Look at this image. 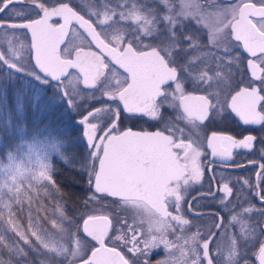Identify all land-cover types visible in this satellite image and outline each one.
Segmentation results:
<instances>
[{"label":"snow or ice","instance_id":"1","mask_svg":"<svg viewBox=\"0 0 264 264\" xmlns=\"http://www.w3.org/2000/svg\"><path fill=\"white\" fill-rule=\"evenodd\" d=\"M19 2L0 0V82L22 75L53 89L69 111L80 115L82 134L91 148L83 164L93 190L88 200L95 202L102 193L136 212L118 218L114 231L113 219L106 214L85 212L69 220L57 203L61 222L53 219L51 225L60 239L54 242V234L33 215L41 211L35 206L41 201L34 204V197L42 191L51 199L52 191H60L52 154H61L68 162L67 152H62L68 141L49 130L51 141L35 137L22 141L7 152V163L0 160V264H12L11 257L28 258L29 252L49 257L51 264H133L106 240L135 253L138 264H149L148 257L160 247L167 257L157 264H221V243L210 250L217 231H227L219 214L203 233L198 228L190 235L177 234L173 222L181 226V233L190 226L181 214L182 201L191 186L201 182L204 168L211 171L201 157L218 158L228 167L233 150H251L257 138L238 140L215 132L201 136L185 133L178 124L203 130L205 121L231 110L246 125H264V0H155L162 10L153 6V0H99L88 19L67 2L46 6L29 0L31 14L17 11L14 6ZM54 17L62 23H52ZM238 49L252 57L246 68L259 87L251 80L241 87L244 81L238 76L245 61ZM16 96V109L22 114L21 94ZM164 106L177 113L175 123L169 121L164 131L121 130L122 112L156 119ZM0 119L6 127L13 124L6 103L0 106ZM259 151L264 159V148ZM258 168L255 183L244 179L242 184L264 202V163ZM222 191L225 198L220 203L225 204L232 195L229 183H223ZM215 194L211 187L200 193L197 207ZM188 209L195 211L191 202ZM253 213L252 223L244 219ZM63 221H68L67 227ZM233 223L239 224V235L229 234L228 260L250 264L247 256L259 239L258 252L251 254L264 264V207L241 204L229 226ZM86 238L95 242L91 248L86 247ZM5 251L8 260L2 257Z\"/></svg>","mask_w":264,"mask_h":264},{"label":"flooded vegetation","instance_id":"2","mask_svg":"<svg viewBox=\"0 0 264 264\" xmlns=\"http://www.w3.org/2000/svg\"><path fill=\"white\" fill-rule=\"evenodd\" d=\"M40 3H44L46 6L57 5L62 2L69 3L70 7L80 13L78 9L70 1H63L57 0L54 3L49 4L48 0H38ZM153 5H156L153 2ZM15 9L20 12L32 13L33 6L29 3V0H21V2L15 4ZM156 7V6H155ZM158 8V7H157ZM83 15L82 13H80ZM3 16V14H0ZM86 18V17H85ZM88 19V18H86ZM54 24L61 23L59 19H52L51 21ZM64 45H61L63 48ZM237 54L244 59L245 63L241 65V74L238 76V79H242L244 81L241 84V87L248 86V82L251 80L253 82V86L259 87V81H255L254 78L251 77L250 72L246 68V60L252 59L243 49H238ZM264 66V65H262ZM122 73L121 70L118 69ZM185 88L190 90V86L185 84ZM196 94H203V93H196ZM264 95V92L261 93ZM123 113V112H122ZM124 114V113H123ZM126 115V114H124ZM177 113L174 109L164 106L161 108L160 117L153 119L150 117L147 118L146 115H126L129 117H136L135 120L141 121V125L139 126H129L125 128H133L138 130H165V124L172 121L175 123V117ZM149 117V116H148ZM132 121V120H131ZM204 124L206 125L203 130L195 129L192 130L190 127L185 126V122H180L178 126L184 129L185 133H189L190 131L199 133L201 136H210L213 132L223 135H230L236 139H243L246 136L252 135L255 136L257 139L254 144V148L251 150L248 149H234L233 150V161L231 162L230 166L225 167L223 163L219 161L218 158H214L208 155L201 157V161L204 164L211 165V171H209L208 167L204 168V174L201 182L199 184H194L188 190L187 195L185 196L184 200L182 201V211L181 214L185 219L190 221V226H184L183 233H181V226L175 224L173 222V226L177 229V234H188L194 233L199 228L203 233L205 230L206 225L211 221L216 219V214H219L220 217L223 218V224L227 227V231L218 230L217 236L213 238V244H216V240H224L222 241L221 251L219 253V260L221 264H232V261L228 260V248H224V246L229 243V234L239 235V224L233 223L229 226L231 215L236 214L240 211V205L242 204L243 207L248 206V202H250L255 207H264V202H261L256 198L252 191L246 188L242 181L244 179H248L250 183H255L256 180V173L259 171L258 163H264V159H262L260 154V149L264 148V144L261 143V139L264 138V125H246L243 121L231 110L225 111L221 113L219 116L215 118H210L208 121H205ZM154 125V126H153ZM122 128V129H125ZM121 129V130H122ZM168 134V132H165ZM209 150L205 149L207 153ZM249 161H256L258 163H249ZM236 164L243 165L242 167L235 166ZM215 176L216 179L212 180L211 177ZM225 178V179H222ZM238 180L240 182H238ZM223 183H229V186L232 188V195L228 196L225 199V204L229 205V207H225V204H221V199L225 198V194L222 191ZM212 188L215 191V196H209L206 200L203 201V207H197V200H200L201 197L199 196L200 193H207L209 188ZM264 188V184L261 185ZM197 197L196 200H193L192 197ZM239 198V199H238ZM191 202L193 209L195 211H189L188 205ZM233 204H236V207H232ZM169 211H175L172 207L169 208ZM200 213V215H197ZM256 218V214L253 213L251 218L244 217V219H248L249 223H252L253 220ZM147 227V225H145ZM215 230V229H214ZM115 231V230H114ZM112 233H110V236ZM170 239H173V235H169ZM91 240L90 238H88ZM259 240V239H257ZM93 245L95 244L92 241ZM106 243L109 247L118 246V250L121 251L125 258L129 259L130 262L133 264H138L136 254L130 253L127 251V248L123 245H114L111 240H106ZM218 243V242H217ZM210 245V250L214 248V246ZM257 247L251 248L247 259L250 261V264H259L257 258L251 254V252H257ZM214 257H217V253L213 251L211 253ZM176 255L178 256L179 253L177 252ZM167 257L166 250L163 247L154 249L148 257L149 264H157L158 261L164 260Z\"/></svg>","mask_w":264,"mask_h":264},{"label":"rangeland","instance_id":"3","mask_svg":"<svg viewBox=\"0 0 264 264\" xmlns=\"http://www.w3.org/2000/svg\"><path fill=\"white\" fill-rule=\"evenodd\" d=\"M57 0H48V3H54ZM59 1V0H58ZM70 1L76 9L80 11L86 18H89L88 13L96 10V5L99 3V0H63ZM155 2V0H153ZM156 4V3H155ZM162 10V6L159 4L153 5ZM3 43V40L0 39V44ZM2 71V69H0ZM122 74V73H121ZM28 80H31L30 77H25L22 75H17L14 81L0 82V106L5 105L8 110L11 112L13 124L5 126V121L0 119V160L4 163H7V152L9 150H15L16 145L20 144L22 141L31 142L35 137L37 140H47L51 141L52 136L50 135V131L59 132L62 137H64L68 143L62 152H65V149L69 146L80 145L83 154H80L83 158L84 162L88 157L91 148L87 144L86 137L82 134V126L79 123L80 116L75 117L76 112L69 111L67 109L66 104L63 100L57 99L54 96L53 89L49 88L46 85H42L40 82L31 80V83H27ZM9 84V85H8ZM89 90L85 89V92ZM19 92L21 94L22 102L24 105V111L22 114H19L16 109L17 104V96L16 93ZM6 93V98H5ZM39 96V100H35L36 96ZM35 102V108L33 107V103ZM83 103V100L80 102ZM99 106V105H97ZM62 116V118H59ZM136 118V117H134ZM133 117H125L123 113H121L120 117V128H125L129 126H139L141 125V121L135 120ZM147 118L150 117L147 116ZM57 120L66 124L67 128H63L61 130H56L54 128L49 127L51 123L56 122ZM132 120V121H131ZM168 124V123H166ZM70 130L68 127H70ZM154 126V125H153ZM171 127V124H169ZM70 134V135H69ZM101 133H97L100 135ZM24 150L27 148L25 146ZM67 160L69 162V157L67 156ZM65 162V158H62L61 154L53 153L52 154V163L54 168L56 163H68ZM83 162V164H84ZM83 164H81V169L86 171L83 168ZM92 191V190H91ZM93 193V192H92ZM93 195V194H91ZM90 195V196H91ZM43 192H40L38 197H34L35 200L39 199L41 204L35 205L36 207H40L41 211L37 214L33 213L34 217L40 219V224L42 227L48 229L50 233H53V241H58L60 239L59 234L56 232L51 225V220L56 219L58 222H61L59 218V213L56 211V205L54 207H49L43 201ZM89 197V196H88ZM87 207L85 204L79 208L77 211H67L63 205V210L66 216L71 220L72 218L79 219L82 213L91 212L93 214H106L111 219H113V227L114 230L117 227L116 220L121 217H131L135 214L136 210L131 208L128 205H124L119 202V200L114 198H101L97 197L95 202L88 200ZM23 216L22 223H26L27 217ZM65 227H67L68 221H63ZM10 238V234H9ZM224 240H216L217 242H221ZM225 242V241H224ZM260 243V242H259ZM86 247L91 248L93 243L91 240L86 238L85 241ZM227 243L224 248H228ZM215 246V243L213 244ZM259 249V245L257 247V252ZM2 257L4 260L10 259L9 254L5 251L2 253ZM12 264H16L17 260L21 261V264H40V261H44V264H51L49 257L40 254L29 252L28 258L21 257H11Z\"/></svg>","mask_w":264,"mask_h":264},{"label":"trees","instance_id":"4","mask_svg":"<svg viewBox=\"0 0 264 264\" xmlns=\"http://www.w3.org/2000/svg\"><path fill=\"white\" fill-rule=\"evenodd\" d=\"M81 101L82 100H80L79 102ZM77 116L80 115L76 113L75 117ZM124 116L126 118L129 117L126 115ZM59 118H62V116H59ZM49 125V127L56 130L67 128L66 124L62 123L59 120ZM70 128L71 126L68 127L69 130ZM65 151L67 152V156L69 157V162L55 164L56 168L54 179L60 191L59 193L52 191L51 199L45 197L44 195L42 198L50 208L59 203L60 205H63L68 212H74L76 210L78 211L79 208H81L85 204V201H88V196L93 193L91 191L90 185L88 184V175L86 174V171H83L81 169V164H83L84 162L83 158L80 155L84 152L82 150V147L77 144L76 148H74V146H69L65 149ZM97 197L108 198L104 195H97ZM259 242V240H256L254 247H258Z\"/></svg>","mask_w":264,"mask_h":264},{"label":"water","instance_id":"5","mask_svg":"<svg viewBox=\"0 0 264 264\" xmlns=\"http://www.w3.org/2000/svg\"><path fill=\"white\" fill-rule=\"evenodd\" d=\"M56 6H59V4H57ZM53 19H59L58 17H54ZM60 20V19H59ZM62 23V21H61ZM122 71V70H121ZM125 114V113H124ZM126 115H142V114H126ZM132 130L133 132H156V131H159V130H138V129H133V128H125V129H122V131H126V130ZM166 134V133H165ZM167 135V134H166ZM92 190V189H91ZM93 192V190H92ZM97 195H105V194H97ZM109 197V196H108ZM111 198H115V199H118L116 197H111ZM259 263V262H258Z\"/></svg>","mask_w":264,"mask_h":264}]
</instances>
